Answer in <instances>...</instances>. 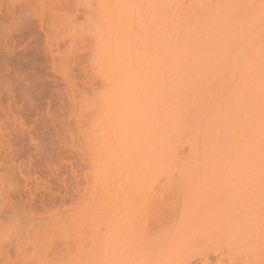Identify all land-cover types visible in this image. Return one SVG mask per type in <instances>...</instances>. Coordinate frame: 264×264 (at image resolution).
Here are the masks:
<instances>
[{"label": "bare ground", "instance_id": "obj_1", "mask_svg": "<svg viewBox=\"0 0 264 264\" xmlns=\"http://www.w3.org/2000/svg\"><path fill=\"white\" fill-rule=\"evenodd\" d=\"M144 2L143 32L138 37L122 34L118 25L112 39L99 42L110 60L109 72L118 79L100 99L94 116L97 129L90 133L103 149L114 141L125 144L130 124L151 117L144 166L148 177L161 179L160 207L156 224L147 226L146 253L140 264H188L192 256L200 257L201 264H264V0ZM26 26V30L30 28ZM11 41L0 42V47L11 51ZM20 58L16 59L19 66L23 63ZM135 63L142 65L137 71L144 72L140 90L131 86L129 76L137 67ZM10 67L8 70L16 71ZM20 74L16 75L18 81H25V86L33 83L34 77H30L34 74L27 72L32 82L26 80L25 73V77ZM5 104L0 102L5 114V119L0 117V127H9ZM5 131L0 133V146L5 159L19 169L26 182L28 199L23 204L34 210L41 195L40 204L47 208L45 196L54 194L53 185L43 181L37 171L33 175L31 166L37 169L49 160L50 151L40 153L38 162L31 157V171H25L15 160L19 139L13 140L15 135ZM36 139H31L32 145L38 147L41 141ZM43 141L46 145L48 140ZM136 165L128 160L105 163L109 176L99 182L101 190L106 195L112 193L123 172ZM33 182L34 189L28 187ZM16 249H4L3 257ZM127 259L130 264L132 255Z\"/></svg>", "mask_w": 264, "mask_h": 264}, {"label": "rangeland", "instance_id": "obj_2", "mask_svg": "<svg viewBox=\"0 0 264 264\" xmlns=\"http://www.w3.org/2000/svg\"><path fill=\"white\" fill-rule=\"evenodd\" d=\"M144 3V0H0V42L13 43L11 51L0 47V55L1 50L5 53L0 57L1 61L5 57L4 62L0 61V102L6 103L3 106L8 109L10 119L9 127H0V133L6 130L9 136L15 135L11 137L13 140L19 139L17 164L25 171L32 169L33 175L37 171L43 181L53 185L54 193L50 195L54 199L45 196L47 208L40 204L41 195L34 202L33 206L37 205L34 210L26 207L23 204L28 199L24 194L26 182L19 169L5 159L0 146V264H129L130 254V264H140L144 258L147 226L149 222L156 224L160 207L161 179L148 177L144 166L145 138L151 117L147 122L137 119L130 124L125 144L114 141L103 149L98 139L90 137L97 129L94 116L100 99L118 79L109 72L110 60L99 42L112 39L118 25L122 34L132 39L138 37L143 32L140 22L145 13ZM25 24L30 28L26 30ZM11 30H17L23 37L16 32L10 36ZM15 57H21L20 66ZM135 64L137 67L129 76L133 79L131 86L140 90L144 72L137 71L142 67L140 63ZM12 65L18 74L22 72L20 77L26 75L27 81L32 82L29 76L34 74L30 78L35 81L28 82L34 89L25 86V81H21L23 84L18 81L16 71L8 70ZM3 72L7 73L5 77H11L9 83L7 78L5 83ZM25 87L31 92H26ZM1 110L0 107V117L4 118ZM49 135L57 141L53 142ZM32 137L41 141L40 147L32 145ZM45 146L46 149H40ZM14 152L13 155L17 151ZM43 152H49L53 158L49 155V160L35 163L39 164L37 169L34 165L28 168L31 157L39 159ZM118 160L137 165L130 172H123L113 192L106 195L99 183L109 176L104 165ZM30 186L34 189L36 182ZM10 247L18 249L3 257V250ZM200 260L192 256L188 264H201Z\"/></svg>", "mask_w": 264, "mask_h": 264}]
</instances>
